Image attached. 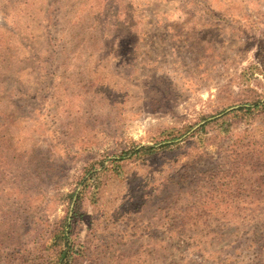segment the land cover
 <instances>
[{
  "label": "rangeland",
  "instance_id": "374dc122",
  "mask_svg": "<svg viewBox=\"0 0 264 264\" xmlns=\"http://www.w3.org/2000/svg\"><path fill=\"white\" fill-rule=\"evenodd\" d=\"M257 97L264 0H0V264H264Z\"/></svg>",
  "mask_w": 264,
  "mask_h": 264
},
{
  "label": "trees",
  "instance_id": "16d2710c",
  "mask_svg": "<svg viewBox=\"0 0 264 264\" xmlns=\"http://www.w3.org/2000/svg\"><path fill=\"white\" fill-rule=\"evenodd\" d=\"M261 107L264 108V101L261 97H257V98H254L251 102H246L244 104H241L238 108H235L234 110H232L231 112H228V113H232V112H236V111H244V110L252 111V110L260 109ZM204 127H205V125H204ZM156 149H157L156 146H147V147L142 146L136 152H144V153H147L148 155H153V151ZM71 198H73V196H71ZM68 234H69V232L66 231V229H64L62 231H58V233L55 235V239H57V240L53 244V247L56 250H59V251H57V253H58V257H59L60 262L67 255L66 250H60V245L62 244V241L68 237Z\"/></svg>",
  "mask_w": 264,
  "mask_h": 264
}]
</instances>
